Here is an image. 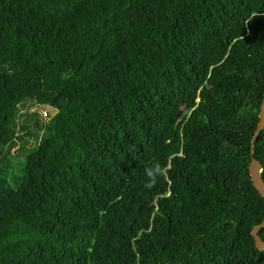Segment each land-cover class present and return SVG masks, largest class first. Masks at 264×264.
<instances>
[{
    "label": "trees",
    "instance_id": "16d2710c",
    "mask_svg": "<svg viewBox=\"0 0 264 264\" xmlns=\"http://www.w3.org/2000/svg\"><path fill=\"white\" fill-rule=\"evenodd\" d=\"M263 93L264 0H0V264H264Z\"/></svg>",
    "mask_w": 264,
    "mask_h": 264
},
{
    "label": "water",
    "instance_id": "95a60500",
    "mask_svg": "<svg viewBox=\"0 0 264 264\" xmlns=\"http://www.w3.org/2000/svg\"><path fill=\"white\" fill-rule=\"evenodd\" d=\"M263 129H264V93L258 114V122L256 124V129L251 139V149H250L251 159L247 168L253 187L259 193L261 198L264 199V180L262 178L263 168L260 162L254 157L255 143ZM262 229H264V220L260 224L254 226L251 230V236L254 239L255 248L259 251H264V241L259 236V232Z\"/></svg>",
    "mask_w": 264,
    "mask_h": 264
},
{
    "label": "clouds",
    "instance_id": "9594fccd",
    "mask_svg": "<svg viewBox=\"0 0 264 264\" xmlns=\"http://www.w3.org/2000/svg\"><path fill=\"white\" fill-rule=\"evenodd\" d=\"M44 115V113H43ZM46 114L44 115V117ZM165 175V166L161 162H153L144 168L145 181L143 187L148 190H153L157 187L160 180Z\"/></svg>",
    "mask_w": 264,
    "mask_h": 264
},
{
    "label": "rangeland",
    "instance_id": "374dc122",
    "mask_svg": "<svg viewBox=\"0 0 264 264\" xmlns=\"http://www.w3.org/2000/svg\"><path fill=\"white\" fill-rule=\"evenodd\" d=\"M24 110H25V108H23L22 110H21V113L22 112H24ZM44 116V115H43ZM47 118V117H46ZM20 122H28L29 123V120H26V119H24V117H19V120H18V124L20 123ZM16 158H13V160H14V162H13V168H14V170L13 171H15L17 168H19V166H20V163H21V161L20 160H15Z\"/></svg>",
    "mask_w": 264,
    "mask_h": 264
},
{
    "label": "built area",
    "instance_id": "2783aa9c",
    "mask_svg": "<svg viewBox=\"0 0 264 264\" xmlns=\"http://www.w3.org/2000/svg\"><path fill=\"white\" fill-rule=\"evenodd\" d=\"M44 115H45V113H44Z\"/></svg>",
    "mask_w": 264,
    "mask_h": 264
}]
</instances>
